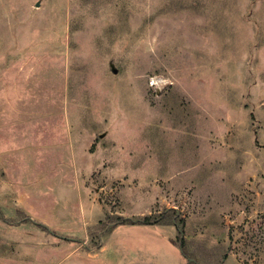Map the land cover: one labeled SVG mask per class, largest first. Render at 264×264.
I'll use <instances>...</instances> for the list:
<instances>
[{
  "label": "rangeland",
  "instance_id": "obj_1",
  "mask_svg": "<svg viewBox=\"0 0 264 264\" xmlns=\"http://www.w3.org/2000/svg\"><path fill=\"white\" fill-rule=\"evenodd\" d=\"M188 258L264 264V0H0V264Z\"/></svg>",
  "mask_w": 264,
  "mask_h": 264
},
{
  "label": "trees",
  "instance_id": "obj_2",
  "mask_svg": "<svg viewBox=\"0 0 264 264\" xmlns=\"http://www.w3.org/2000/svg\"><path fill=\"white\" fill-rule=\"evenodd\" d=\"M130 221V220H128ZM162 221V219H157L155 221H151V218L150 217H146L145 219L143 220H140L139 222L143 223V224H159L160 222ZM175 223V222H174ZM182 244V254L185 256V257H188L185 250H184V242L181 243Z\"/></svg>",
  "mask_w": 264,
  "mask_h": 264
},
{
  "label": "water",
  "instance_id": "obj_3",
  "mask_svg": "<svg viewBox=\"0 0 264 264\" xmlns=\"http://www.w3.org/2000/svg\"><path fill=\"white\" fill-rule=\"evenodd\" d=\"M180 249H181V251H182V247H180ZM188 261L197 264V263L195 262V260H193V259L188 258Z\"/></svg>",
  "mask_w": 264,
  "mask_h": 264
}]
</instances>
